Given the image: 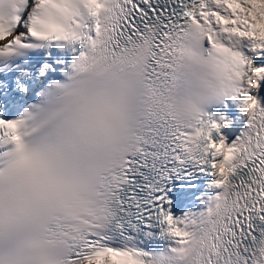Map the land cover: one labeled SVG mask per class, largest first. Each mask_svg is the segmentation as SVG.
<instances>
[{
  "label": "snow or ice",
  "instance_id": "6c2138e0",
  "mask_svg": "<svg viewBox=\"0 0 264 264\" xmlns=\"http://www.w3.org/2000/svg\"><path fill=\"white\" fill-rule=\"evenodd\" d=\"M80 2L86 11L64 38L79 54L56 85L58 103L0 119V264H79L108 252L139 264H264V103L250 90L264 67L231 98L254 111L230 141L219 135L224 117L181 104L195 86L187 61L217 66L205 47L213 21L235 23L243 37L249 16L237 8L250 13L246 5L264 0H97L96 11ZM26 4L0 0V34L15 37L0 57L43 46L20 35ZM218 144L230 157L228 179L211 181L202 210L176 216L171 177L193 162L215 177ZM129 217L162 226L168 250L144 259L151 254L106 246L108 226Z\"/></svg>",
  "mask_w": 264,
  "mask_h": 264
},
{
  "label": "clouds",
  "instance_id": "9594fccd",
  "mask_svg": "<svg viewBox=\"0 0 264 264\" xmlns=\"http://www.w3.org/2000/svg\"><path fill=\"white\" fill-rule=\"evenodd\" d=\"M88 6L92 11H96L99 4L97 0H89ZM3 7L4 14L8 15L11 6L5 3ZM24 7L25 12L28 14V19L25 22L27 31L20 35L39 42L37 45L48 46L55 43L60 48L71 45L64 38L71 36L75 28L74 20L80 19L81 14L86 11L80 0H32L31 4H26ZM246 8L252 9V11L250 13L241 12L237 8L241 16H249L250 22L242 25L245 29L243 37L239 35L235 23L219 20L218 18V22L217 20L213 21L217 25L218 31L211 32L209 30L207 45L208 49L212 51L217 66L211 68L204 62L192 59L187 61L191 72L194 74L195 86L184 93L181 98L182 105L186 107L199 105L206 112L207 107L223 104L226 99H231L232 96L236 95L240 91L241 82L247 84L248 73L254 75L252 59L246 56L241 45L242 41L250 42L251 47H259L260 44L264 43V16H261V11H264V3L255 2L246 5ZM229 36L231 39H229ZM14 38V34H10L9 37L0 34V41H3L0 42V48H6L8 44L13 43ZM213 42L215 43L214 47L212 46ZM193 47L196 48V53H192L195 56L199 53V47L196 45H193ZM204 56L207 57V51H205ZM67 82H51V88L44 92V95L35 104L36 107H32L30 111L39 114L41 109L54 107L58 103L61 93L56 85ZM250 90H257L255 84L252 85ZM238 107L245 117H250L254 111L253 102L246 98L239 100ZM215 147L216 151L222 153L223 156L214 169V179L227 180L230 171L225 163L230 159L227 147L225 144H218ZM117 249L124 250L128 248ZM140 251L143 252V250ZM159 254L153 253L150 257H144V259L155 258ZM140 259L141 257L134 254L122 256L117 252H108L103 256H94L93 259L82 257L79 264H139Z\"/></svg>",
  "mask_w": 264,
  "mask_h": 264
},
{
  "label": "bare ground",
  "instance_id": "6f19581e",
  "mask_svg": "<svg viewBox=\"0 0 264 264\" xmlns=\"http://www.w3.org/2000/svg\"><path fill=\"white\" fill-rule=\"evenodd\" d=\"M248 53L251 54L250 58L252 59L254 66L257 65V67H264V64L261 63L264 57L261 56L260 49H256L255 51H253L250 45V47H248ZM262 55L264 56V53ZM253 94H255L260 99L261 103H264V80L260 81L259 89L256 90ZM238 103L239 101L237 100L234 105V112L233 114H231V117L228 118L227 126L225 127L222 134V136L225 137L228 141L239 135L244 129L246 123V117L243 116V114L240 112Z\"/></svg>",
  "mask_w": 264,
  "mask_h": 264
},
{
  "label": "rangeland",
  "instance_id": "374dc122",
  "mask_svg": "<svg viewBox=\"0 0 264 264\" xmlns=\"http://www.w3.org/2000/svg\"><path fill=\"white\" fill-rule=\"evenodd\" d=\"M260 50H261V56L264 57V56L262 55V54L264 53V49H260ZM263 62H264V59H263V61H261V63L264 64ZM262 66H263V65H262ZM255 67H257V65H255Z\"/></svg>",
  "mask_w": 264,
  "mask_h": 264
}]
</instances>
